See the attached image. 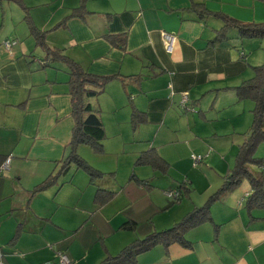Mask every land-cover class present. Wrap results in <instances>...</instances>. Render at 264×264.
Here are the masks:
<instances>
[{"label":"crops","instance_id":"1","mask_svg":"<svg viewBox=\"0 0 264 264\" xmlns=\"http://www.w3.org/2000/svg\"><path fill=\"white\" fill-rule=\"evenodd\" d=\"M192 1L242 21L264 22V5L258 0ZM189 5L190 0H88L86 7L93 13L86 19L72 17L65 26L50 31V42L56 40L58 44H47L63 49L64 53V48L74 47L65 54L90 73L142 75L139 82L127 80L125 86L114 80L98 96L96 104L100 111L112 112L115 124L112 126L109 122L107 127L108 120L101 115L105 134L108 131L121 135L122 149L135 153L134 161L141 151L153 146L168 165L175 161L186 166L176 165L182 173L193 172L185 178L191 192L178 195V199L176 193H128L127 204L131 203L132 208L124 209L126 212L116 208L117 216L109 218L108 229L104 226L100 229L107 251L101 242L92 249L87 240L80 241L76 235L70 239H77V251L73 250L70 240L64 242V221L54 219L59 215L64 217V203L56 199L67 181L64 175L60 186L48 187L28 202L31 189L55 170L57 161L66 153L73 125L66 84L68 74L56 68L58 62L45 68H32L37 62L30 64V61L41 58L44 52L35 46L30 33L32 43L18 41L16 47L11 45L7 49L3 44L4 48H0V159L10 157L7 170L0 175V264H57L61 253L67 255L68 264H79L82 260L84 264H97L107 252L115 253L131 240L177 222L194 205L206 201L219 179L222 182L231 164L218 180L209 179L207 174L210 182L203 189L204 193H192V186H197L201 176L194 173L195 169L190 171V162L194 165L191 151L194 148L205 151L206 135L212 131L217 139L235 144L237 150L241 141L239 134L245 133L251 124L253 102L250 99L237 101L233 88L250 79L252 66L262 63L264 58L257 62L258 56H252L255 44L238 38L234 31L227 41L208 45V39L222 22L213 16L199 20L186 9ZM104 13L110 16L105 17ZM260 14L262 16L257 18ZM63 15L55 18L51 15L42 30L52 29L47 26L52 23L55 26ZM35 25L41 29L40 23ZM122 32L127 33L124 49L102 37L105 33ZM164 33L175 37L171 52L166 49ZM56 34L62 39H57ZM128 94L135 107L148 118L137 128L136 137L130 121L132 106ZM180 104L184 111L177 113L186 123L182 136L166 121L169 111H174L173 106L180 107ZM199 120V125L194 127L196 124L192 122ZM163 126L171 130L169 138L157 137L158 132L151 140L153 143L145 148L125 145L131 143V139L135 145L144 139L150 140L155 128ZM177 145H183L184 149L174 153ZM262 146L264 143L257 147L256 156L264 158ZM226 157L222 154L220 161L227 160ZM132 172L138 178L151 179L162 173L140 177L134 169ZM262 172L264 177V168ZM249 190L229 193L224 200L214 203L211 206L214 222L200 224L186 233L191 247L172 244L165 251L161 245H156L140 254L136 264H264V208L255 211L258 218L249 219L244 207ZM119 194L116 193L115 198ZM135 205L139 208L134 209ZM130 218L137 223L135 231L120 227ZM87 219L68 230L78 229ZM143 220L148 226L141 228L139 221ZM214 223L220 226L217 235ZM19 225V237L15 244H10Z\"/></svg>","mask_w":264,"mask_h":264},{"label":"trees","instance_id":"2","mask_svg":"<svg viewBox=\"0 0 264 264\" xmlns=\"http://www.w3.org/2000/svg\"><path fill=\"white\" fill-rule=\"evenodd\" d=\"M3 1L5 0H0L1 3ZM13 1L19 3L23 8L28 9V7L25 6L24 0ZM87 1L88 0H80L79 4L72 9L71 14L64 17L50 30L38 28L29 13L30 11L26 10L23 16L27 21L29 33L34 39L35 46L39 47L44 52L41 58L36 57V59L30 61V64H32L31 62L33 61L37 62L36 64H32V68H45L58 62L59 64L56 68L64 70L68 74L66 84L68 87L67 93L70 98V116L73 122L70 138L65 147V155L57 161L55 170L31 189L28 202L35 194L44 189L51 186H60V178L70 169H81L87 174L88 183L94 186L93 202L96 208L105 205L117 193L116 189L98 183V181L101 182L104 173L93 167L86 159L80 156L78 148L81 145H86L95 152L103 151V141L106 138V134L100 115V109L96 104L98 96L104 92L106 86L114 80L121 81L125 86L127 80L139 82L142 79V75H124L121 73L99 75L90 73L86 71L79 62L65 54L63 49L51 47L47 44V34L49 31L65 26L67 21L72 17L86 19L87 15L93 13L87 9ZM258 1L264 5V0ZM186 9L199 20H204L213 16L222 22L221 26L214 30V36L208 39V45L215 46L227 41L232 31L241 39L264 38L263 21H242L221 11L210 10L204 4L195 3L192 0H190V5ZM104 16L108 17L110 15L104 13ZM102 37L107 39L111 44L120 46L122 49L126 46V32L117 34L105 33ZM5 41L10 40L6 39ZM252 69V77L233 88L237 101L250 99L253 102V107L251 109V124L245 133L239 134L241 141L236 150L234 164L226 170L218 188L208 196L204 203L194 205L177 222H174L166 228L153 230L142 237H137L122 246L115 253L107 252L106 256L97 264H136L140 254L150 250L156 245H161L165 251H167L168 247L172 244L191 247L192 243L187 239L186 233L200 224L214 222L211 206L216 202L224 200L229 193L242 185L245 181L249 184L250 190L246 194L244 207L249 214L250 220L258 218L254 214L255 211L264 208V177L262 172L264 168V158L255 155L257 147L264 143V59L262 63L252 66ZM128 100L132 106L130 116L131 126L133 130H136L141 124L147 122L148 118L144 111H140L135 107L130 94H128ZM202 158L201 156L200 162ZM3 162L4 161L0 159V165ZM134 165H150L164 175L169 167L167 161L153 146H149L147 149L141 151L136 157ZM6 170L0 172V175ZM131 179H135L148 188L153 187V183L151 182L153 180L151 178H138L134 172H132ZM190 191L191 185L183 180L178 183L177 190L175 189L174 192L169 191L168 193H176L178 199L180 196L190 193ZM120 227L125 231H135L137 229V223L134 219L130 218L124 220ZM219 228L220 226L215 224L216 235ZM20 232L21 227L19 225L14 236L10 240V244L16 243ZM99 239L103 248L107 251L105 243H103V238L99 237Z\"/></svg>","mask_w":264,"mask_h":264},{"label":"rangeland","instance_id":"3","mask_svg":"<svg viewBox=\"0 0 264 264\" xmlns=\"http://www.w3.org/2000/svg\"><path fill=\"white\" fill-rule=\"evenodd\" d=\"M25 6L28 9L23 8L19 3L14 2L13 0H5L2 3L0 2V48L3 47V42L6 39H9L12 42V47H16L18 41L21 44L32 43V38L29 35V29L27 21L24 19V14L27 11H30L32 18L34 19L35 23H40L41 29L46 28V20L53 15L54 18L57 16H68L71 14L73 7L77 6L80 0H24ZM73 4H75L73 6ZM262 14L257 16L260 18ZM61 17V18H62ZM60 18V19H61ZM58 21V20H57ZM56 22V21H55ZM261 22V21H255ZM55 23H52V25ZM47 26V29H50L53 26ZM38 26V25H37ZM45 30V29H44ZM57 33H61L60 31ZM58 35L57 39H62L61 35ZM51 32H48L47 43L58 44L55 41H51ZM67 35L64 33V39H66ZM248 41H252L251 43L255 44V48L252 51V56H258L257 62L262 61L264 58V38H252V39H245ZM16 44V45H15ZM15 45V46H14ZM75 49L74 47L64 48L65 53L68 52L69 49ZM33 57V56H32ZM102 95V94H101ZM183 108V109H182ZM173 110L169 111L166 121L169 125L175 126L178 129L179 135L182 136L183 132H186V123L183 116L177 111H184V106L180 104V107L173 106ZM100 115L107 118V127H109V122L114 126V119L112 117V112L104 109L103 112L100 111ZM111 118V119H110ZM219 120V119H218ZM201 120L196 121L195 123L192 122V125L196 124L197 127ZM184 123V124H183ZM182 124V125H181ZM181 125V126H180ZM181 128V131H180ZM133 129V128H132ZM171 131V130H170ZM170 131L165 128L164 126L161 129L155 128L154 134L151 135V139L143 140L140 144H133L132 139L131 143L125 144L126 146H140L146 147L148 144L153 143L151 140H154L155 133H158L157 137L162 138H169ZM135 137L138 133V130H133ZM212 131L208 135H206L207 141L205 144L207 148L205 151H201L200 149H193L192 154L195 155H204L203 160L199 165H193L192 161L190 162V171L195 169L194 173L198 177L201 176V179L198 181L197 186H192V193H204V188L209 184V179H217L218 176L223 174V170L233 166L235 161V152L236 147L235 144L231 143L230 141H224L217 139L216 135L213 134ZM124 138V136H123ZM155 144V143H154ZM111 147H108V146ZM261 145V144H260ZM259 145V146H260ZM124 144H122V136L116 133H111L106 131V138L104 139V149L101 152H95L90 147L86 145H81L78 148V153L84 159L88 161L93 167L101 170L104 173V176L101 179L100 185H108L110 187H116L118 192L120 193L116 198L115 196L112 198V201L107 202L101 208H96L93 202V194H94V186L91 183H88V176L87 174L81 170H74L70 169L67 170L64 174V186H62L60 193L56 194V199L59 202L64 203V217L59 215L55 216L54 219L57 217L60 221H64V242L71 241L70 238L76 235L78 240H87V244L91 245L92 249H94L98 243H100V239L98 237L103 236L101 233V228L104 226V229H108L107 223L113 217L117 216L114 214L116 208L120 210L129 208L132 204H127L129 198L128 193H168L169 191L174 192L177 186V182L173 181L172 179L175 178L177 180H186L185 178L191 176L192 173L184 172L179 170L177 166L185 168L186 166L179 165V163L173 161V165L169 164L167 168L166 175L159 174L156 179H152L153 183L152 188H148L142 185L140 182H137L135 179H131V172L134 169L136 173L140 177L151 176L152 174L160 173L159 171L155 170L150 165H134V157L135 153L126 152L123 148ZM258 146V147H259ZM230 147L231 150H230ZM264 147V146H262ZM177 149L173 151L174 153L180 152L179 149H184L183 145H177ZM227 155V160L220 161L222 158V154ZM207 154V155H206ZM255 155L256 151H255ZM259 156V155H258ZM212 159V162H211ZM177 165V166H176ZM114 170V174H110L109 172ZM208 174V178H206ZM172 177V179L170 178ZM219 184L215 185L216 188L221 184V179L218 180ZM150 182V183H151ZM215 188V189H216ZM214 189V190H215ZM246 190H249V184L245 181L234 189L231 193H236L240 191V193H244ZM64 191V193H62ZM191 192V191H190ZM151 197V196H149ZM132 208V207H131ZM130 208V209H131ZM136 205L134 209H138ZM123 211V212H126ZM58 213V212H57ZM61 217V218H60ZM88 218L84 223H82L81 227H78L76 230L69 231L68 227L71 228L72 225L80 224L82 220ZM110 218V219H109ZM109 219V220H108ZM59 221V222H60ZM140 222L141 228L148 226V222L143 220ZM146 222V223H145ZM156 230V229H154ZM104 234V233H103ZM106 234V233H105ZM68 236V237H67ZM106 236V235H104ZM67 237V238H66ZM94 238V239H93ZM98 238V240H97ZM74 239L71 241L72 247L74 251L78 249V241ZM77 244V245H76ZM117 251V250H116ZM115 251V252H116ZM59 260V256L57 261ZM72 261V259H71ZM84 260L79 264H84Z\"/></svg>","mask_w":264,"mask_h":264},{"label":"built area","instance_id":"4","mask_svg":"<svg viewBox=\"0 0 264 264\" xmlns=\"http://www.w3.org/2000/svg\"><path fill=\"white\" fill-rule=\"evenodd\" d=\"M174 41H175L174 35L169 34V33H164V42H165L166 49H167L168 52L172 51ZM11 45H12L11 41H5L4 42V46L7 49H9L11 47ZM191 158L194 161V165H197L198 162H200V160H201V156L200 155L192 154ZM9 161H10V157H7L4 160V162L0 165V172H3L4 170H6L8 168ZM58 256H59V260H58L57 264H68L69 260H68V257H67L66 254H62L61 253Z\"/></svg>","mask_w":264,"mask_h":264}]
</instances>
